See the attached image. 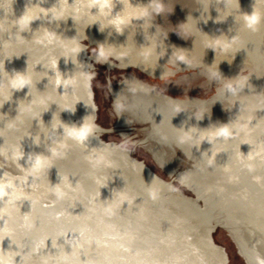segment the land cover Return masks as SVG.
<instances>
[{
    "label": "water",
    "instance_id": "water-1",
    "mask_svg": "<svg viewBox=\"0 0 264 264\" xmlns=\"http://www.w3.org/2000/svg\"><path fill=\"white\" fill-rule=\"evenodd\" d=\"M150 2L131 0L133 6H146ZM161 2L165 6L163 13H153L148 24L143 19H133L122 34L108 25L99 28L98 24L74 23L72 19L51 23L47 19L37 20L31 24V32L22 34L27 42L7 50L8 55L15 56L10 62L6 61L9 73L13 70L31 72L33 68L40 72L44 70L40 62H47L48 50L34 43L36 31L43 27L65 39L78 36L85 51L74 61L76 66L61 59L59 69L66 75H79L84 71L91 79L86 92L79 93L75 113L64 111L60 118L69 125H79L85 115L91 114L96 124L110 130L100 134L98 139L91 138L89 149L101 143H109L110 147L122 142L124 145L123 149L114 148L119 167L108 170L103 185H96L83 159L88 149L78 148L69 141L66 157L54 162L45 181L54 186L67 176L73 188L82 186L83 193L78 189L75 199L63 202L46 198L37 206V228L42 230L31 243L37 247L38 257H69L60 264H76V258L79 264L86 261L91 264H254L257 249L264 251V179L254 182L237 159L238 154L241 158L251 154L252 145L258 142L257 136L216 146L224 149L216 155V168H207L201 156L211 148L207 142L200 149L176 142V128L181 126L185 131L192 127L208 130L234 122L250 108L254 109L252 114L256 117L253 125L264 119V24L258 32L250 33L244 29L235 10L232 17H237L236 24L223 12L219 19L226 20L216 22V9H224V4H217L216 0L210 5V19L199 0ZM56 3L57 0H47L41 6L49 8ZM251 3L252 0H240L242 10L249 13ZM26 6L28 0H12L13 14L9 20L20 18ZM122 9L123 5L118 3L113 15ZM4 15L0 9V19ZM16 31L13 27V34ZM234 35L240 37V43L228 51L219 48L214 51L207 46L209 38L231 39ZM147 37L156 38L158 54L164 52L151 64H142L134 52L128 57L110 56L106 61L95 59L94 49L98 44L113 46L118 51L136 50L150 45ZM3 39L7 40L8 34H4ZM175 51L184 52L190 63L175 61L172 58ZM5 59L0 47V60ZM218 70L224 78L244 83L245 89L238 97L225 95L223 84L229 81L211 75ZM164 73L168 74L161 78ZM41 75H36L35 80L39 81ZM122 81L130 86L142 84L144 91L133 96ZM47 85L48 80L44 78L36 84L31 96L27 95L28 88L16 92L0 113L14 119L20 114L18 102L26 98L25 103L30 102L39 91H46ZM59 92L63 94V89ZM48 93H51L50 86ZM118 93L137 108L117 115L113 99ZM174 102L181 103L187 110L176 115L172 111ZM198 108H203L205 115L200 121L195 118ZM61 110L60 105H51L42 115L45 125L50 126L53 114ZM20 115L24 120L23 128L30 132V137L22 141L25 158L21 164L27 167V157L47 154L52 141L45 143L41 134V144L35 145L31 137L39 132L38 124ZM3 126L0 123V127ZM57 135H62V130H58ZM5 139H10L8 134L0 138V145ZM259 139L264 140V136ZM163 164L164 167L158 166ZM225 164L231 165L230 173L222 171ZM184 171L185 183L180 184L172 175L178 177ZM257 174L264 177V166L258 168ZM153 175L172 184L175 191L165 189L161 199L153 202L145 190V182L150 183ZM229 175L235 177L232 182ZM124 194L134 197L131 203L120 201ZM109 206L114 208L112 215L104 212ZM32 211L31 205L25 202L21 215ZM7 245L5 241V249Z\"/></svg>",
    "mask_w": 264,
    "mask_h": 264
},
{
    "label": "clouds",
    "instance_id": "clouds-1",
    "mask_svg": "<svg viewBox=\"0 0 264 264\" xmlns=\"http://www.w3.org/2000/svg\"><path fill=\"white\" fill-rule=\"evenodd\" d=\"M47 0H28L24 14L18 19L9 20V16L13 14V9L10 10L12 0H0V9L4 11V18L0 19V47L3 48L6 59L0 60V109L4 104L13 100L14 94L25 88L29 89L28 96H31L36 84L42 79L48 80L47 90L40 92L34 96L30 102L26 99L18 102V113L24 117L37 122L39 132L31 137L35 145L41 144V134L44 136V142L51 140V146L47 148V154H31L27 157V167L21 164L25 158V152L22 148V141L25 137H30L28 129L23 128L24 120L18 114L14 119H10L7 115L0 113V138L4 139L6 134L10 139H5L0 145V221L3 225L0 226V264H60V261L68 260L69 257L61 256L59 258L37 256V247L33 246L31 241L34 236L42 229L37 228L38 216L36 208L43 199L53 198L57 202H63L75 199V194L78 189L83 193L81 185L73 188L67 176L53 185L46 183L45 176L49 170L54 167V162L63 160L66 157L67 150L70 147L69 141L81 149H88L83 159L87 161L90 168V179L96 185H103L107 179V173L110 169L119 167V158L117 151L114 148L123 149V142L119 146H109V143H101L99 147L89 149L88 143L91 138H97L100 134L110 132L109 129L100 127L96 124L91 114L85 115L82 123L67 124L60 118V113L67 111L75 113V105L80 99V91L87 90L88 81L91 76L81 71L79 75L75 73L66 75L59 69V61L65 60L74 64L78 61V56L85 51L84 46L78 36L71 39L62 38L55 32H51L46 28L41 27L33 34L34 43L42 45L47 49L46 63L41 61L43 71H36L33 68L31 72L13 70L9 73L6 70V61L10 62L15 56L8 55V49L16 44H24L27 40L23 37V33L31 32V24L37 20L47 19L51 22H66L72 19L75 22H85L98 24L99 28L105 25L111 26L117 33L122 34L125 28L133 19H143L145 24L152 19L153 13L160 14L165 11V6L161 0H151L148 5L133 6L131 0H57V3L49 8L42 7ZM122 4V11L113 15V11L117 4ZM204 6V12L208 13L210 19V5L212 0H199ZM217 4L223 3L224 9H216L218 18L216 22H223L219 19L220 13L223 12L226 17H232V10H235L237 17L242 20L243 27L250 33L259 31L261 24H264V0H252L250 5L251 12L242 10L240 0H216ZM95 10V11H93ZM199 23L198 20L193 19ZM237 17H232L236 24ZM201 20V18H200ZM17 31L13 34L12 28ZM231 31V29H230ZM4 34H8V39L4 40ZM209 37V36H208ZM150 41L149 46L141 47L136 50L121 49L117 50L113 46L107 44H98L94 49L96 61L107 60L108 57H128L134 54L139 58L142 64L148 65L154 61H158L164 55V52L157 53V42L155 37H147ZM240 43V37L234 35L231 39L226 36L219 38H209L207 46L209 49L216 50L217 48L228 51ZM172 58L175 61L189 64L190 58L184 52L175 51ZM75 65V64H74ZM76 66V65H75ZM80 67H82L80 65ZM211 71V66L209 67ZM41 75L39 81L35 80L36 75ZM51 73V75H49ZM168 73H164L161 78H164ZM213 77H223L220 71L211 72ZM226 79V78H224ZM127 80V79H126ZM229 82L223 84V91L229 98L238 97L245 89L243 82L226 79ZM130 81V80H128ZM127 86V90L131 95L143 92V85ZM51 87V93H48V88ZM252 87V86H251ZM63 89V94H60L59 89ZM60 105L62 110L53 114L50 121V126H46L42 115L50 110L51 105ZM137 106L128 102L127 98H122L120 93L115 94L113 99V109L117 115H122L125 112H130L136 109ZM40 109H44L43 112ZM187 108L179 102H174L172 111L178 115L185 112ZM254 109H249L247 114H239L234 122L223 124L218 127H212L208 130H199L197 127H192L185 131L183 126L177 129L176 142L178 145H189L200 149L204 142L211 145L209 151L202 152V157L206 162L207 168H216L217 153L223 151L218 145L230 144L237 141H245V138L257 136L258 142L252 145L250 155L241 156L238 154L237 159L251 176L254 182L259 183L264 177L258 175V168L264 166V140H260V136H264V119L252 124L256 117L252 114ZM204 109L198 108L195 112V118L200 121L204 118ZM126 123H129L126 120ZM62 130V135H57V131ZM18 134V135H17ZM123 138V137H122ZM251 144V141H249ZM215 148V151H213ZM209 152L211 153L209 155ZM257 161L260 163L258 164ZM166 164V163H165ZM163 165H158L164 167ZM224 173L231 172V165L225 164L222 166ZM180 184L185 183L186 171L178 177L172 175ZM235 179L229 175V182ZM146 192L148 197L153 201H159L165 189L175 191L172 184L167 183L154 175L151 177V182H145ZM161 185L162 187H158ZM30 189V190H29ZM134 197H129L124 194L120 197V201L132 202ZM28 202L33 209L27 215H21V208L24 203ZM113 206L104 209L106 215H112ZM5 241H8L7 249L4 247ZM53 247L56 244L53 243ZM76 264H79L76 258ZM85 264H91V261H86ZM254 264H264V251L257 249Z\"/></svg>",
    "mask_w": 264,
    "mask_h": 264
}]
</instances>
